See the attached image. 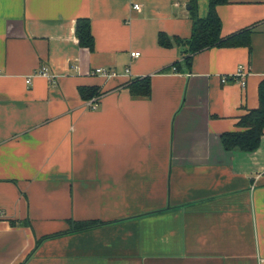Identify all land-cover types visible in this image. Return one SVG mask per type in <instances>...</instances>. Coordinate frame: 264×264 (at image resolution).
<instances>
[{
	"label": "crops",
	"instance_id": "1",
	"mask_svg": "<svg viewBox=\"0 0 264 264\" xmlns=\"http://www.w3.org/2000/svg\"><path fill=\"white\" fill-rule=\"evenodd\" d=\"M208 11L209 0H0V264H264V135L253 152L221 142L259 105L264 0L216 8L222 37L251 30V56L210 47L188 64ZM240 68L244 87L222 81ZM145 77L151 96H133L127 84ZM77 222L98 225L69 232Z\"/></svg>",
	"mask_w": 264,
	"mask_h": 264
},
{
	"label": "trees",
	"instance_id": "2",
	"mask_svg": "<svg viewBox=\"0 0 264 264\" xmlns=\"http://www.w3.org/2000/svg\"><path fill=\"white\" fill-rule=\"evenodd\" d=\"M228 0H209V11L206 17H196L193 25V32L189 40L186 41L187 62L190 63L194 53L210 47H236L246 45L250 48V29L241 30L228 37L221 36V19L217 14L218 5L227 3ZM76 36L79 45L94 50V37L91 31V23L87 18H80L76 23ZM162 45H170L171 42L163 33L159 35ZM177 69V67H176ZM129 91L135 97L149 98L151 96V81L149 77L137 78L127 84ZM80 95L84 100H90L100 95L97 87H81ZM259 105L257 108L248 110L237 122V129L225 132L221 135V142L225 149H240L244 152L255 151L264 135V79L258 88ZM95 223L77 222L73 230L69 232L81 231L97 226ZM60 235V234H58ZM57 236V235H54ZM45 237L44 239L48 238Z\"/></svg>",
	"mask_w": 264,
	"mask_h": 264
},
{
	"label": "built area",
	"instance_id": "3",
	"mask_svg": "<svg viewBox=\"0 0 264 264\" xmlns=\"http://www.w3.org/2000/svg\"><path fill=\"white\" fill-rule=\"evenodd\" d=\"M135 9H139V5H135L134 6ZM135 56H139V52H136L134 54ZM93 75H101V76H105V77H111L113 75H115L114 72L108 70V69H105V68H96L94 69L92 72H91ZM35 74H38V75H43V76H46L47 78L51 79L52 81L55 79V75L53 74H49V71L47 68H41L40 70H38ZM31 77V76H30ZM30 77L27 79V84H30L31 83V79ZM245 77H246V72L244 71V69L240 68L236 74L232 75V76H222V81L223 82H227L229 81L230 79H237L241 85L244 87L245 84H246V81H245ZM88 105L91 106V108H95L96 105L94 104V101H90L88 103Z\"/></svg>",
	"mask_w": 264,
	"mask_h": 264
}]
</instances>
